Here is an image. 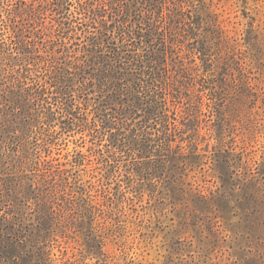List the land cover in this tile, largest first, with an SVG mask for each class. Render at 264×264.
Instances as JSON below:
<instances>
[{
    "label": "rangeland",
    "instance_id": "rangeland-1",
    "mask_svg": "<svg viewBox=\"0 0 264 264\" xmlns=\"http://www.w3.org/2000/svg\"><path fill=\"white\" fill-rule=\"evenodd\" d=\"M0 264H264V0H0Z\"/></svg>",
    "mask_w": 264,
    "mask_h": 264
}]
</instances>
